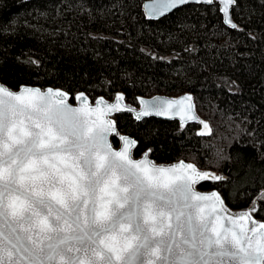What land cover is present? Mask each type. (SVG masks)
<instances>
[{
  "label": "trees",
  "instance_id": "obj_1",
  "mask_svg": "<svg viewBox=\"0 0 264 264\" xmlns=\"http://www.w3.org/2000/svg\"><path fill=\"white\" fill-rule=\"evenodd\" d=\"M145 0H0V82L56 88L91 102L118 93L193 97L200 123L114 115L133 156L214 173L196 185L232 212L264 190V0H234L227 28L217 4L184 5L157 20ZM203 133V134H202ZM111 142L118 145L117 137ZM223 177V179H221ZM264 223V204L249 212Z\"/></svg>",
  "mask_w": 264,
  "mask_h": 264
},
{
  "label": "snow or ice",
  "instance_id": "obj_2",
  "mask_svg": "<svg viewBox=\"0 0 264 264\" xmlns=\"http://www.w3.org/2000/svg\"><path fill=\"white\" fill-rule=\"evenodd\" d=\"M233 2L154 0L150 11ZM62 97L0 88V264H264V223L251 236L235 220L225 226L220 198L193 191L183 165L112 151L114 125ZM172 107L146 106L143 115Z\"/></svg>",
  "mask_w": 264,
  "mask_h": 264
},
{
  "label": "water",
  "instance_id": "obj_3",
  "mask_svg": "<svg viewBox=\"0 0 264 264\" xmlns=\"http://www.w3.org/2000/svg\"><path fill=\"white\" fill-rule=\"evenodd\" d=\"M26 1H31V0H26ZM154 3V0H145L142 5H141V10L144 15V17L148 20H157L163 16H166L167 14L171 13L175 9H178L184 5H179L175 9L165 13L163 16H157L154 13L150 11V6ZM188 4H193V5H205V4H197V3H188ZM185 4V5H188ZM234 5V2H233ZM232 5V6H233ZM219 12L222 16V21L223 24L227 28H236V24L232 19L231 16V7L227 6H222L221 4L217 3ZM227 8V10H225ZM231 20V23H228V20ZM235 25V27H233ZM0 88H4L6 91H10L13 94H24L28 91H39L41 94H47L49 90H52L53 93L56 92H61L63 93V99L65 102L70 105L73 108H78V109H85V110H91L90 111V117L91 119L95 120L99 118V120L107 122L108 124L114 125L112 131L108 134L107 140L108 143L111 145V150L116 151V152H121L125 151V148H127V156L129 159H131L133 162L139 163L141 161H147L149 164L156 166V167H162V168H179L181 165L184 166V170L186 174L190 175L192 178L190 180L192 190L195 191L197 194L202 195V196H207L210 198L214 197H219V194L216 191H201L196 188V185L200 183L203 180H209L213 178V174L209 171H204V170H199L197 169L192 163L186 162V161H178L170 164H158L152 161V159L149 157V152L146 151L143 153L138 158H135L133 156V148L135 146V141L132 137L126 135V134H119L118 135V130L112 120V117L114 115H118L121 113H126L130 114L136 121H141L146 118H157L161 120H174L177 121L178 124L181 127H184L186 125L192 124V123H200L202 126L203 130L205 132H208L209 128L205 129L204 125L206 124L203 120L199 118L195 111V105H194V100L193 97L190 94L184 93L176 97H168L164 95H153L151 97H140L138 99V106H133L130 104H127L123 100V95L118 93L115 95V97L108 101L103 98H97L94 102H91L89 98L84 94V93H78L74 96L73 100L70 99V95L61 90V89H56V88H41L38 86L34 85H22L18 89H11L7 87L6 85L2 84L0 82ZM59 97L53 96V102H55L56 99ZM168 102H171L173 104V107L170 109V111L167 114L164 115H157L154 112L149 115H143L145 112L146 106L151 109L155 105H160V104H166ZM113 136H116L118 139V146H114L111 142V138ZM125 139L130 141L129 144H125ZM191 165L192 168H188L187 166ZM193 169H195V173H198L199 176H205L207 177L206 179H200L199 176L195 175L193 173ZM264 196V190L259 192V194L256 196L254 199L252 205L248 208L247 211L244 212H232L230 211L222 202L221 198L220 201L217 203V211L220 213V215L223 217L221 220V223L224 224L225 226H228L229 221L235 220L237 221V228L236 230L239 231L240 227H243L246 234L248 236H251L252 229L257 228L259 224L263 222H259L253 219V217L249 214V212L255 207L256 203H263L264 204V199H261V197ZM214 202L213 199H209L207 201H202L201 203L205 204H212ZM250 217L254 220V224L250 223ZM156 258L153 257V260Z\"/></svg>",
  "mask_w": 264,
  "mask_h": 264
},
{
  "label": "bare ground",
  "instance_id": "obj_4",
  "mask_svg": "<svg viewBox=\"0 0 264 264\" xmlns=\"http://www.w3.org/2000/svg\"><path fill=\"white\" fill-rule=\"evenodd\" d=\"M250 223L254 224V220L250 217Z\"/></svg>",
  "mask_w": 264,
  "mask_h": 264
},
{
  "label": "rangeland",
  "instance_id": "obj_5",
  "mask_svg": "<svg viewBox=\"0 0 264 264\" xmlns=\"http://www.w3.org/2000/svg\"><path fill=\"white\" fill-rule=\"evenodd\" d=\"M207 126H208V125H207ZM208 128H209V127H208ZM116 136L118 137V136H119V133H118V135H116ZM116 136H115V137H116ZM212 174L214 175V173H212ZM209 180H211V179H209Z\"/></svg>",
  "mask_w": 264,
  "mask_h": 264
}]
</instances>
